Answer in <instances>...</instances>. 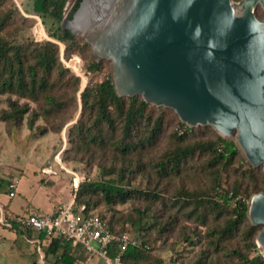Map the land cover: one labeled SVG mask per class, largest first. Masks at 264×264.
<instances>
[{
    "label": "rangeland",
    "instance_id": "1",
    "mask_svg": "<svg viewBox=\"0 0 264 264\" xmlns=\"http://www.w3.org/2000/svg\"><path fill=\"white\" fill-rule=\"evenodd\" d=\"M0 0V18L5 20V27L0 32L8 39L34 43L52 41L58 45L59 60L71 74L79 77L80 91L90 82L103 80L109 72L110 63L101 62V69L95 75L86 72L87 61L91 60L90 50H84L77 45L69 59L65 57V46L48 35V29L61 26V22L52 25L49 17L42 18L33 11L34 0ZM241 0H233L240 2ZM18 3V4H17ZM75 0H68L64 8V17L68 14ZM258 19L264 20V12L260 7L255 10ZM92 61V60H91ZM58 88L59 93L65 92ZM78 91L75 102L67 107L63 114H45L42 100L34 103L14 96H0V117L9 111L8 101L16 100L19 104L29 106V112L19 123L3 122L0 120V179L8 183L17 181L15 196L8 197L11 189L7 187L0 196V206L5 213L15 215L53 212L58 206L69 204L74 200L77 189L73 188V179L98 181L106 179L104 170L113 168L116 172L123 162L113 157V151L97 148H76L70 128L77 122L81 114V102ZM72 99V90L65 92ZM152 118L162 117V131L151 146L136 149L130 153L129 172L122 185L130 190H147L154 192L155 198L134 194L124 203L107 204L101 194L90 193V203L93 212L104 216L114 229L127 231L139 237L140 231L133 227L131 220L137 219V211H145L141 236L147 240L151 249L146 252L145 262L148 264H242L233 251L253 257L261 254L256 244V236L262 226L249 231L250 221L245 219L230 236L219 240L220 236L212 234L220 229L229 218L228 213L216 216L215 211L202 209L190 215L192 207L178 203L174 197L178 191L185 189L194 193H211L216 170L225 179V187L230 188L235 182L247 184L249 177L246 173V162L242 155L236 157L233 165L210 166L211 155L208 152H196L181 166L178 174L168 173L162 177L155 169L161 155L176 144L172 137L178 125L179 118L173 110H149ZM32 124V127L29 125ZM64 124V125H63ZM63 125L61 130L59 126ZM205 127V128H202ZM49 132L40 135V129ZM187 143L215 139L218 135L209 126L195 127ZM248 165V164H247ZM257 174L263 175L262 167ZM115 177V174L112 175ZM151 194V193H150ZM76 206V205H75ZM77 207V206H76ZM202 214V216H200ZM190 238V242L184 239ZM256 247L253 248L251 245ZM79 247L73 246L74 254H79L83 264H106L95 255H83ZM0 264H41L38 261L35 248L22 237L5 229L0 224Z\"/></svg>",
    "mask_w": 264,
    "mask_h": 264
},
{
    "label": "water",
    "instance_id": "2",
    "mask_svg": "<svg viewBox=\"0 0 264 264\" xmlns=\"http://www.w3.org/2000/svg\"><path fill=\"white\" fill-rule=\"evenodd\" d=\"M264 0H81L61 27L110 63L118 97L171 109L189 128L209 126L264 173ZM247 218L262 226L264 192Z\"/></svg>",
    "mask_w": 264,
    "mask_h": 264
},
{
    "label": "trees",
    "instance_id": "3",
    "mask_svg": "<svg viewBox=\"0 0 264 264\" xmlns=\"http://www.w3.org/2000/svg\"><path fill=\"white\" fill-rule=\"evenodd\" d=\"M67 1L34 0L33 11L42 18L49 17L52 25H56L64 18L71 19L81 0H75L70 11L64 17ZM9 2L14 4L13 0H9ZM5 25V20L0 18V32ZM52 28L48 29V35L65 46L66 59H69L70 55L75 52L77 45L82 46L84 50H90V46L81 37L72 35L69 30L63 29L61 26ZM101 62L95 63L88 60L85 67L86 72L90 75L97 74L101 69ZM79 84V77L71 74L60 62L56 43L48 40L40 43L29 40L16 41L0 35V96H14L34 103H39L42 100V110L45 114L60 115L66 111L71 102H75V93L80 91ZM60 87L64 88L65 92L69 89L72 90L74 95L72 99L71 97L67 98L65 92L59 93V96L56 92ZM79 96L82 105L81 114L69 130L70 135L77 141L76 148L98 147L99 149L112 150L113 157L120 159L123 164L117 172L113 168L104 170L106 179L98 181L80 179L74 204L76 206L84 205L86 213L100 217L106 222L111 232L120 234L124 231L114 229L103 215L93 212L89 194H101L107 204L124 203L134 194L156 197L155 194L153 195L154 192L147 190H130L122 185V181L129 172L130 153L136 149L151 146L162 131V117L152 118L148 111L166 108L147 104L140 96L118 97L111 84L109 74L99 82L89 81L82 88ZM8 105L9 111L3 112L0 117L3 122L19 123L23 120V116L29 112L27 103L21 105L18 101L9 99ZM63 125H60L58 130H61ZM29 126L32 127V124ZM194 129L187 127L180 120L178 121V125L172 133L177 145L165 151L155 165L157 173L162 177H166L168 173L178 174L181 166L196 152H208L211 155L210 166L222 165L224 167L233 165L236 157L240 155L233 141L225 140L218 135L212 140L187 143L186 139L192 135ZM47 132H49L48 129L41 128L39 134L43 135ZM245 166L244 173L249 177L247 184L235 182L230 188H227L225 179L221 178L219 171L216 170L211 193L196 194L194 191L181 189L174 197V204L180 203L183 207H192L190 215L199 208L202 211H215L216 216L228 213L230 216L225 225L212 231V234L220 236L219 240L227 238L237 229L238 225L247 219V202L250 196L264 192V177L257 174L258 168L250 167L247 164ZM114 174L115 177L112 176ZM75 176L78 177L77 174ZM9 184L6 180L0 179V196L9 187ZM1 209L5 212L3 207ZM136 211L137 219L131 220V222L133 227H137L140 231V235L137 237L139 243L136 246H128L122 252L121 261L123 264H148L145 262L146 252L151 247L147 240L141 236L144 231L142 221L147 213L141 210ZM1 226L32 244L38 261H40L37 243L34 242L38 240L44 264H79L81 261L79 254H74L73 246L69 241L52 238L48 243H44L43 233H35L30 228L22 227L15 222L10 228ZM254 230L251 225L249 231L253 233ZM184 241L190 242V238H186ZM251 247L255 248L256 246L252 244ZM80 251L83 253L82 250ZM118 253L119 245L117 243L108 247V256L111 259ZM232 253L238 257L242 264H264V256L260 254L249 257L237 250ZM195 264H202V260H198Z\"/></svg>",
    "mask_w": 264,
    "mask_h": 264
},
{
    "label": "built area",
    "instance_id": "4",
    "mask_svg": "<svg viewBox=\"0 0 264 264\" xmlns=\"http://www.w3.org/2000/svg\"><path fill=\"white\" fill-rule=\"evenodd\" d=\"M73 179V188L77 189L79 177ZM17 181L9 184V197L15 196ZM15 222L22 227L30 228L35 233L44 234V243L52 238L71 242L72 246L79 247L85 255H95L102 258L106 264H123L121 254L128 246H136L139 241L136 236L124 231L120 234L109 230L105 221L91 213H86L84 205L75 206L74 200L69 204L58 206L53 212L46 214H6L0 207V224L8 228ZM37 251L40 262L43 263L38 240ZM114 243L119 245V253L114 258L108 256V247Z\"/></svg>",
    "mask_w": 264,
    "mask_h": 264
},
{
    "label": "crops",
    "instance_id": "5",
    "mask_svg": "<svg viewBox=\"0 0 264 264\" xmlns=\"http://www.w3.org/2000/svg\"><path fill=\"white\" fill-rule=\"evenodd\" d=\"M15 1H16V0H15ZM17 4H18V3H17ZM50 213H51V212H50ZM79 249H80V248H79ZM80 250H81V249H80ZM80 250H79V252H81ZM82 254L85 255L84 253H82ZM85 256H86V255H85ZM79 264H83V263L80 262Z\"/></svg>",
    "mask_w": 264,
    "mask_h": 264
}]
</instances>
